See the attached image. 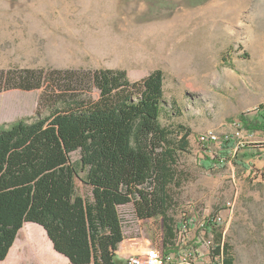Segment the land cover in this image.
Returning a JSON list of instances; mask_svg holds the SVG:
<instances>
[{
	"label": "rangeland",
	"instance_id": "obj_1",
	"mask_svg": "<svg viewBox=\"0 0 264 264\" xmlns=\"http://www.w3.org/2000/svg\"><path fill=\"white\" fill-rule=\"evenodd\" d=\"M102 69L125 70L131 81L161 70L167 112L161 123L190 131V151L180 158L185 179L173 191L176 220L195 221L185 246L197 255L186 264H213L214 236L202 225L217 216L236 264H264V167L245 162L257 145L234 149V160L247 169L230 163L206 171L200 164L207 151L198 142L215 134L216 154L235 134L232 120L253 118L264 104V0H0V71ZM42 93H0V125L47 114ZM120 212L125 264L153 246L133 206ZM23 229L7 264H42Z\"/></svg>",
	"mask_w": 264,
	"mask_h": 264
},
{
	"label": "trees",
	"instance_id": "obj_2",
	"mask_svg": "<svg viewBox=\"0 0 264 264\" xmlns=\"http://www.w3.org/2000/svg\"><path fill=\"white\" fill-rule=\"evenodd\" d=\"M164 87L161 70L139 81L115 69L0 71V93L43 90L39 106L48 109L0 125V262H9L24 228L42 264H121L120 209L129 205L164 264L187 249L194 223L176 220L173 191L185 179L180 158L190 151V131L162 125ZM232 123L264 133V104L253 118L243 113ZM235 147L234 136L224 138L201 167L247 169L234 160ZM213 219L204 227L214 236L211 257L236 264Z\"/></svg>",
	"mask_w": 264,
	"mask_h": 264
},
{
	"label": "built area",
	"instance_id": "obj_3",
	"mask_svg": "<svg viewBox=\"0 0 264 264\" xmlns=\"http://www.w3.org/2000/svg\"><path fill=\"white\" fill-rule=\"evenodd\" d=\"M234 138H238V149H241L245 147L246 144L252 143L257 145L258 150L262 153H264V134L259 132H249L247 130H242L236 126V131L234 134ZM199 144L204 146L205 153L209 154L210 156H214L213 152L210 150L211 145H216L218 143V138L215 134L210 133L206 136H202L199 138ZM220 148H221V142ZM193 219V218H192ZM207 219V218H206ZM205 219V220H206ZM222 219L220 217H214L213 223L216 226H219ZM195 222L194 219L192 221ZM205 227V221L202 225L203 232ZM188 233V232H187ZM184 242H187L186 240ZM186 244V243H185ZM187 249H184L179 256H176L175 254L170 255L167 258V261L165 264H186L187 258H193L197 253L186 246ZM213 260V258H212ZM219 259L217 258L216 261L213 264L218 263ZM125 264H164L161 259V254L158 250L154 249L153 247H148V249L141 254H133L131 255Z\"/></svg>",
	"mask_w": 264,
	"mask_h": 264
},
{
	"label": "crops",
	"instance_id": "obj_4",
	"mask_svg": "<svg viewBox=\"0 0 264 264\" xmlns=\"http://www.w3.org/2000/svg\"><path fill=\"white\" fill-rule=\"evenodd\" d=\"M264 134L263 132H259ZM249 159V160H248ZM246 163H254L257 167H264V153L260 152L258 149L253 152L251 158L245 160ZM249 164H247L248 166ZM119 256V252H118ZM120 258V257H119Z\"/></svg>",
	"mask_w": 264,
	"mask_h": 264
},
{
	"label": "bare ground",
	"instance_id": "obj_5",
	"mask_svg": "<svg viewBox=\"0 0 264 264\" xmlns=\"http://www.w3.org/2000/svg\"><path fill=\"white\" fill-rule=\"evenodd\" d=\"M236 150H238V147H235Z\"/></svg>",
	"mask_w": 264,
	"mask_h": 264
}]
</instances>
